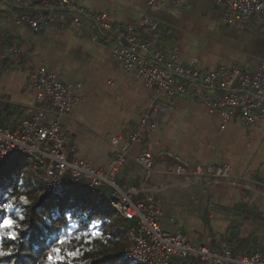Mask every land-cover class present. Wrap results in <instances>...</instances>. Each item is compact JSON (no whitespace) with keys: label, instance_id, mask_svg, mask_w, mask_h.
Here are the masks:
<instances>
[{"label":"crops","instance_id":"crops-1","mask_svg":"<svg viewBox=\"0 0 264 264\" xmlns=\"http://www.w3.org/2000/svg\"><path fill=\"white\" fill-rule=\"evenodd\" d=\"M27 1L30 6L21 8L0 0V51L21 48L0 62V125L14 128L29 115L35 106L29 74L43 67L78 96L61 121L66 158L107 167L116 150L110 140L126 138L158 99L168 106L167 113L150 136L130 150L134 155L149 148L155 157L153 170L146 176L145 169L128 158L116 178L120 188L131 193L133 201L152 195L161 210V227L193 245L226 246L234 257L264 252V116L246 128L235 115L223 122L197 96L158 95L123 68L111 55V36L89 21L79 27L32 30L12 20V13L32 15L50 0ZM148 1L77 0L89 13H104L115 24H133L149 14L157 28H142L137 37L164 56L174 52L177 62L202 73L221 67L264 71V26L227 21L226 9L214 0H162L152 6ZM175 163L189 173H166L167 164ZM222 165L230 169L227 179L194 174L197 168Z\"/></svg>","mask_w":264,"mask_h":264},{"label":"built area","instance_id":"built-area-1","mask_svg":"<svg viewBox=\"0 0 264 264\" xmlns=\"http://www.w3.org/2000/svg\"><path fill=\"white\" fill-rule=\"evenodd\" d=\"M10 5L28 8L27 0H1ZM162 0H149L152 6ZM226 9L227 21L240 26H264V0H214ZM44 10L59 11L66 15L55 17ZM67 18H69L67 20ZM11 19L25 22L32 30L45 26L79 27L84 20L113 39L111 55L123 68L139 77L144 85L159 94L169 96H197L209 110L220 114L223 122L233 115L248 128L264 116V71L245 68H217L205 73L193 65H183L176 54L167 56L150 43L141 41L137 31L142 28L155 30L157 21L143 14L135 23L115 24L104 13H89L77 0H50L32 15L12 13ZM21 52L20 47H8L0 51V62L8 56ZM76 88L80 84L74 85ZM28 87L35 93V106L27 117L21 118L15 128L0 126V171L9 162L22 157L32 161L30 169L40 171L44 190L61 194L79 182H86L94 189L107 185L113 190L112 208L126 221L134 225L128 232L125 255L142 264H177L176 260L192 259L198 264H264V252L254 251L248 255L232 256L226 246L208 248L193 245L180 233H170L160 225L161 210L152 195L143 201H133L131 193L124 192L116 178L128 158L140 164L149 176L155 157L143 147L130 154L132 145L140 144L156 129V121L168 111V106L155 99L126 138H112L114 156L107 167L94 168L82 159L66 158V135L61 121L67 118L78 100L71 87L60 82L54 72L39 67L29 74ZM199 92V93H197ZM166 173L185 175L189 173L180 163L167 164ZM195 175L227 179L230 169L226 165L197 168ZM246 180V175L241 176ZM254 183H257L253 181Z\"/></svg>","mask_w":264,"mask_h":264},{"label":"trees","instance_id":"trees-1","mask_svg":"<svg viewBox=\"0 0 264 264\" xmlns=\"http://www.w3.org/2000/svg\"><path fill=\"white\" fill-rule=\"evenodd\" d=\"M31 163L30 159L19 157L0 171V203L5 202V193L21 189L31 200V204L25 206L24 223L29 227L20 233V252L15 257H4L0 264H9L13 259V264H40L45 250L60 235H67L75 247L81 248L83 254L78 259L84 264H142L125 255L128 232L134 222L124 220L114 211L111 205L114 195L109 186L91 189L82 181L61 194L50 193L44 190L40 171L22 172V166H31ZM85 231L89 235L92 231H101L104 240L92 239L86 243L82 238L77 243L74 235ZM88 247H93V251H84ZM187 262L188 259L178 261L180 264ZM191 264L198 263L191 260Z\"/></svg>","mask_w":264,"mask_h":264},{"label":"clouds","instance_id":"clouds-1","mask_svg":"<svg viewBox=\"0 0 264 264\" xmlns=\"http://www.w3.org/2000/svg\"><path fill=\"white\" fill-rule=\"evenodd\" d=\"M4 201L0 203V208L5 213V218L0 220V260L4 257H15V254L20 252V233L29 227L24 223L27 215L25 206L31 204L30 198L25 195L22 189L15 193H5ZM82 238L86 243H90L92 239L104 240V234L101 231H92L89 235L85 231L81 234H75L73 237L77 243ZM58 239L63 243H56L57 239L53 241L41 256L40 264H56L58 260L63 261V264H84L78 259L83 254L80 247H75L67 235H60ZM8 241H16V243H7ZM84 251H93V247L85 248ZM13 261L15 259L9 264H13Z\"/></svg>","mask_w":264,"mask_h":264},{"label":"snow or ice","instance_id":"snow-or-ice-1","mask_svg":"<svg viewBox=\"0 0 264 264\" xmlns=\"http://www.w3.org/2000/svg\"><path fill=\"white\" fill-rule=\"evenodd\" d=\"M0 214H2V218H0V220H3L5 218V213H4V210L2 208H0ZM56 243H63V241L57 239ZM56 264H63V261L58 260V261H56Z\"/></svg>","mask_w":264,"mask_h":264},{"label":"rangeland","instance_id":"rangeland-1","mask_svg":"<svg viewBox=\"0 0 264 264\" xmlns=\"http://www.w3.org/2000/svg\"><path fill=\"white\" fill-rule=\"evenodd\" d=\"M0 126H2V125H0ZM14 128H10V129L13 130ZM29 169H30V165L25 164L24 166H22V172L29 171ZM191 260L192 259H188V262L186 264H191ZM177 261H179V260H176V262Z\"/></svg>","mask_w":264,"mask_h":264}]
</instances>
